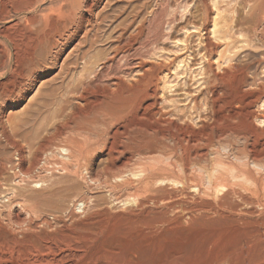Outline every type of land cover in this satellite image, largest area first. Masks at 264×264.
Wrapping results in <instances>:
<instances>
[{"label":"rangeland","instance_id":"rangeland-1","mask_svg":"<svg viewBox=\"0 0 264 264\" xmlns=\"http://www.w3.org/2000/svg\"><path fill=\"white\" fill-rule=\"evenodd\" d=\"M86 1L92 7L77 15L88 22L55 58L42 54L27 77L9 39L24 13L0 18V264H230L220 260L229 252L231 264H264V231L252 232L257 218L264 228V209L220 234L212 211L178 215L179 201L198 196L182 197L172 181L180 139L202 153L204 185L207 174L223 175L244 192L253 182L242 169L264 184V0ZM214 20L216 36L209 32ZM119 52L118 70H104V83L83 90L86 67L105 69ZM57 144L83 149L65 172L22 186L7 181V161L17 156L29 168ZM163 165L173 176L142 186L147 169ZM88 174L102 182L90 184ZM221 192L200 194V201L213 203Z\"/></svg>","mask_w":264,"mask_h":264},{"label":"bare ground","instance_id":"bare-ground-1","mask_svg":"<svg viewBox=\"0 0 264 264\" xmlns=\"http://www.w3.org/2000/svg\"><path fill=\"white\" fill-rule=\"evenodd\" d=\"M51 4L48 5L47 7H44L41 9L40 13H32L34 10L39 7L44 0H0V18H3L5 15H7L10 11H13L14 13H24L23 18L25 19V24L21 27H17L15 31L11 34H9V39L12 41L14 48H15V60L16 62L19 61L23 62L20 67L26 68L24 70L25 76H30L31 72L34 68L38 67L40 65L39 58H41L42 54H52L54 55L53 58L56 57V52L60 48V44L62 42H70V40L73 38V36L76 34L78 31L79 26H81L83 19L88 22V18H84L82 15H77V11L82 7L85 6L86 9L90 8L91 5L88 3L86 0H50ZM92 7V6H91ZM92 9V8H91ZM89 10V9H87ZM258 14V13H257ZM258 16V15H257ZM255 17V24H258V18ZM93 17V16H92ZM241 17V16H240ZM262 18V17H260ZM264 20V19H263ZM262 21V19H261ZM16 25V24H15ZM18 25V24H17ZM150 25V24H149ZM262 25V24H261ZM152 26V25H151ZM217 22L214 20L212 22V28L210 29L209 32L212 33L213 36H216V29ZM12 28V27H11ZM14 28V27H13ZM150 26L147 27L149 29ZM252 28V27H250ZM8 29V28H6ZM85 34V33H84ZM80 42V41H79ZM77 41L76 43L79 44ZM77 45H74L76 47ZM73 47V48H74ZM70 52V51H69ZM115 53V52H114ZM122 53V52H121ZM120 54V52H119ZM123 54V53H122ZM69 53L63 58L61 61L60 65L63 67L66 61V57L68 56ZM124 57V55H122ZM112 57V58H111ZM112 60V64L107 66L105 69H98L95 70L94 67H86L85 70L87 71V75L84 76L81 81L80 85L81 88L85 91H89L91 87L94 85H101L103 80V71L107 69L111 70H118L116 63L117 61L122 58L121 54L120 56L117 57V54H112L110 56ZM25 61V63H24ZM4 61L0 62V66L4 65ZM66 64V63H65ZM17 65V63H15ZM41 66V65H40ZM60 66V68H61ZM17 67V66H15ZM102 67V66H101ZM6 70V69H5ZM20 70V68L18 69ZM17 70V71H18ZM96 71L94 72V76L90 78L91 71ZM23 71V70H21ZM8 72V71H7ZM13 73H17L16 69L12 71ZM86 72V71H85ZM119 72V71H116ZM3 73V72H1ZM18 74L20 72L18 71ZM22 74V73H21ZM24 74V73H23ZM16 74H11V76L15 77ZM10 76V75H9ZM19 76V75H18ZM16 78V77H15ZM13 78V79H15ZM30 78V77H29ZM145 78H148L145 74ZM18 79V78H17ZM28 79V78H27ZM38 79V78H37ZM16 81V80H15ZM147 82V80H145ZM17 82V81H16ZM17 83H20L18 80ZM42 82V81H41ZM149 82V81H148ZM79 83V81H78ZM104 83V82H103ZM143 85H144V80H143ZM146 86V85H145ZM148 86V85H147ZM20 89V88H19ZM143 90V89H142ZM82 91V90H81ZM18 92V91H17ZM114 94V93H112ZM111 94V95H112ZM146 94V93H145ZM115 95V94H114ZM79 97V96H78ZM81 97V96H80ZM79 97V98H80ZM121 110V108L116 107ZM114 109V108H113ZM124 109V106H123ZM112 112V111H111ZM9 116V115H8ZM101 116V115H100ZM108 116V115H107ZM106 116V117H107ZM110 117V116H109ZM114 119V117H113ZM116 119V118H115ZM255 119V118H254ZM105 120V119H104ZM95 121V120H92ZM117 121V120H116ZM8 122V121H7ZM106 122V121H105ZM107 123V122H106ZM91 124V123H90ZM89 125V124H88ZM96 125V123H95ZM111 125V124H110ZM104 126V125H103ZM94 127V126H93ZM107 130V129H106ZM116 131V130H115ZM87 132V131H86ZM91 132V131H90ZM89 132V133H90ZM118 132V131H117ZM116 132V133H117ZM98 133V132H97ZM103 133V132H102ZM56 134V133H55ZM54 134V135H55ZM88 134V133H87ZM86 134V135H87ZM96 134V133H95ZM114 134V133H113ZM99 135V134H98ZM112 135V134H110ZM115 135V134H114ZM113 136V135H112ZM117 136V135H116ZM83 138V137H82ZM58 139V138H57ZM74 140V137H73ZM77 141V140H76ZM74 142V141H73ZM198 142V140H197ZM45 144V143H44ZM69 144V143H68ZM80 143H78L79 145ZM186 144V143H185ZM182 140L176 139V142L174 143V146L172 147L173 151H178L180 154L176 156V162H178L179 165V173L178 175L173 176V167L170 166H158L156 169L150 170L147 169L145 171L146 174L143 176V185L144 187H149L151 184L154 185V183H158L160 181H167L172 177V181L174 184L177 185L175 189H173L175 192H178L182 197H187L190 194H196L198 197H193L191 198V201H186V200H181L180 202H185V204H178V208L181 210H178L177 213L179 216H181L183 211H186L189 214H193L194 212H203L207 213L209 211H212L213 214L215 213L216 221L217 222V227H218V232L221 234H226L227 233H232L233 230H235L236 225L242 221L248 220V218L253 217L254 213L256 212V207H261L264 209V184L261 182V180L258 179V176H253L251 171L248 169H238L240 170V173L246 177L252 180L253 186L250 188H244V192H239L237 191L238 188L235 190L232 187V183H228L226 181V178L223 177V175H218L215 177H212L211 175H206V181L207 184L204 185V182L202 181V176H200V171L202 164L200 163V153L199 150L196 149L193 152H190L187 150V147ZM192 144V143H190ZM195 144V143H194ZM197 144V143H196ZM195 144V145H196ZM67 145V144H65ZM71 145V144H70ZM77 145V146H78ZM149 145V144H148ZM159 145V144H158ZM155 146V145H154ZM224 146V145H223ZM79 147V146H78ZM74 148V149H69V145L64 146V145H59L55 147H50L48 150H44L41 157H39L38 162H34L35 164L29 168H23L20 164V159L19 157L15 156L14 158L10 159L4 164V169L5 172L7 173V176L9 180L7 181H12V185L14 186H22V185H27L29 182H35L38 183L39 181H44L46 177H49V175H52L54 171H59L60 173H63L66 171L67 165H65L66 162H69V158L71 156H78L81 155L82 150L80 147L79 148ZM202 147V146H201ZM213 147V146H212ZM151 148V146H150ZM190 148V147H189ZM207 148V147H206ZM211 148V147H210ZM240 148V147H239ZM232 149V148H231ZM161 150V149H160ZM42 151V150H41ZM172 151V150H171ZM219 151V150H218ZM233 151V150H232ZM204 152V151H203ZM206 153V152H204ZM202 154V153H201ZM228 155V154H227ZM73 156V157H74ZM205 156V155H204ZM214 156V155H213ZM220 156V155H219ZM235 156V155H234ZM263 156V155H262ZM261 156V157H262ZM55 157V159L53 158ZM73 157L71 159H73ZM147 157V156H145ZM150 157V156H149ZM230 157V156H229ZM237 157V156H236ZM239 157V156H238ZM254 157V156H253ZM253 157L251 159H253ZM53 158V160H52ZM75 158V157H74ZM206 158V157H205ZM209 158V157H208ZM214 158V157H213ZM240 158V157H239ZM258 158V157H257ZM264 159V156L262 157ZM34 159V158H33ZM160 159V158H159ZM255 159V158H254ZM262 159V160H263ZM7 160V159H6ZM215 160H219L218 158L215 157ZM232 160V159H231ZM240 160V159H239ZM250 160V159H249ZM209 161V160H208ZM211 161V159H210ZM71 162V161H70ZM214 162V161H212ZM211 162V163H212ZM220 162V161H219ZM239 162V161H238ZM252 162V161H251ZM256 162V161H254ZM258 162V161H257ZM73 164V162H71ZM154 163V162H153ZM205 163V162H204ZM203 163V164H204ZM226 163V162H225ZM236 163V162H235ZM247 163V162H246ZM69 164V163H66ZM150 164V163H149ZM255 164H261L260 161L259 163ZM156 165V164H155ZM210 165V164H209ZM212 165V164H211ZM260 166V165H259ZM74 167V166H73ZM175 167V166H174ZM210 167V166H209ZM147 168V167H146ZM176 168V167H175ZM196 169V171L192 169ZM260 168V167H259ZM263 168V166H262ZM68 169V168H67ZM205 169V168H203ZM221 169V168H220ZM234 169V167H233ZM252 169V168H251ZM87 170V169H86ZM86 170H82L80 173L81 176L84 173H87ZM81 171V169H80ZM84 171V172H83ZM134 171V170H133ZM207 171V170H206ZM258 171V170H256ZM74 172V171H73ZM137 172V171H136ZM177 173V171H175ZM208 172V171H207ZM133 173V172H132ZM212 173V171H211ZM76 174V173H75ZM122 173H120L121 175ZM125 174V173H124ZM139 174V173H138ZM78 175V173H77ZM204 175V174H203ZM235 175H237L235 173ZM256 175V174H255ZM259 175V174H258ZM127 176V175H126ZM139 176V175H138ZM205 176V175H204ZM232 176V175H231ZM261 176V175H260ZM264 176V175H263ZM85 177V176H84ZM133 177V176H132ZM116 178V177H115ZM122 178V176H120ZM128 178V177H127ZM261 178V177H260ZM79 179V178H78ZM83 179V178H82ZM90 184L98 185L102 182V179L100 177H92L89 174L86 175L85 178ZM108 179V178H107ZM140 179V178H139ZM263 179V178H262ZM126 180V179H125ZM141 180V179H140ZM120 181V180H119ZM134 181V180H133ZM136 181V180H135ZM231 181V180H230ZM104 182V181H103ZM138 182V181H137ZM162 183V182H161ZM168 183V182H167ZM166 183V184H167ZM206 183V182H205ZM124 184V183H123ZM129 184V183H128ZM11 185V184H10ZM111 185V184H110ZM135 185V184H134ZM136 186V185H135ZM141 187V186H140ZM153 187V186H151ZM240 187V186H239ZM8 188V187H7ZM108 188V187H107ZM170 188V187H169ZM236 188V187H235ZM9 189H12L9 187ZM13 190V189H12ZM163 190V188H162ZM215 190L222 191L221 196L218 198L217 201L211 202V203H206L202 204L200 201V194H213L215 193ZM137 191V190H135ZM146 191V190H145ZM193 191V193H192ZM10 192V190H9ZM8 192V194H9ZM114 192V191H113ZM171 193V192H169ZM149 194V193H148ZM147 194V195H148ZM165 194V193H164ZM237 194L239 196V201L233 200L231 198V195ZM10 195V194H9ZM12 195V194H11ZM173 195V194H172ZM214 195V194H213ZM218 195V194H217ZM116 196V195H114ZM130 196V195H129ZM8 198V196H5ZM145 197V196H144ZM170 197V195H169ZM175 197V196H173ZM172 197V198H173ZM192 197V195H191ZM206 197V196H205ZM215 197V196H214ZM237 197V196H236ZM11 198V197H10ZM9 198V199H10ZM117 198V197H116ZM128 198V197H127ZM208 198V197H207ZM124 199V198H123ZM140 200V198H139ZM138 200V201H139ZM142 200V199H141ZM10 201V200H9ZM163 201V200H162ZM8 202V201H7ZM12 202V201H11ZM82 203V209L85 206V201H81ZM144 202V201H143ZM142 202V203H143ZM245 204L246 208L240 207L241 204ZM162 203V202H161ZM166 203V201H165ZM177 203V202H176ZM152 204V203H151ZM147 205V204H146ZM181 205V206H180ZM183 205V206H182ZM141 206V204L139 205ZM240 207V209H239ZM260 208V209H261ZM166 209V208H164ZM81 211V210H80ZM259 212V211H257ZM264 212V210H263ZM164 213V212H163ZM257 214V213H256ZM73 215V214H72ZM164 217V216H163ZM200 217V216H199ZM165 218V217H164ZM168 218V217H167ZM185 219V218H184ZM210 220V219H209ZM46 220L40 222L43 223ZM208 221V220H207ZM255 221V220H254ZM256 221H261L260 219H256ZM212 222V221H211ZM261 222L255 223L257 224L256 228L254 229L253 234H261L264 231V228L262 227ZM26 223V221H25ZM47 223V222H45ZM49 223V221H48ZM250 223V222H249ZM254 223V222H252ZM27 224V223H26ZM25 224V225H26ZM55 224V223H54ZM241 224V223H240ZM254 224V225H255ZM50 225V224H49ZM41 226V225H40ZM251 228V226H250ZM253 229V228H251ZM69 232V231H68ZM7 234V233H6ZM252 234V233H251ZM250 234V235H251ZM233 235V234H232ZM253 235V237H254ZM264 235V234H263ZM50 236V234H49ZM258 236V235H257ZM262 236V234H261ZM13 237V236H12ZM46 237V236H45ZM60 237V236H59ZM62 237V236H61ZM248 237V236H247ZM17 238V237H16ZM27 238V237H26ZM67 238V236H66ZM71 238V237H70ZM10 239V238H9ZM14 239V237H13ZM19 239V238H18ZM20 240V239H19ZM22 240V239H21ZM24 240V239H23ZM65 240V239H64ZM85 240V239H84ZM8 241V239H7ZM13 241V240H9ZM16 241V240H15ZM21 242V241H20ZM75 242V241H74ZM86 242V241H85ZM13 243V242H12ZM39 243V242H38ZM71 243V241H70ZM32 244V243H31ZM1 245V244H0ZM5 245V244H4ZM12 246V244H10ZM16 245V244H15ZM14 245V246H15ZM22 245V244H21ZM40 245V244H39ZM71 245V244H70ZM264 245V244H263ZM2 246V245H1ZM9 246V245H8ZM7 246V247H8ZM10 246V247H11ZM18 246V245H17ZM33 246H36L33 245ZM49 246V245H48ZM46 246V247H48ZM22 247V246H21ZM25 247V245H24ZM30 247V246H29ZM45 247V246H44ZM45 247V248H46ZM50 247V246H49ZM69 247V246H68ZM71 247V246H70ZM77 247V246H76ZM4 248V246H3ZM13 248V247H12ZM15 248V247H14ZM18 248V247H17ZM78 248V247H77ZM37 249V248H35ZM40 249V247H39ZM17 250V249H16ZM20 250V249H19ZM38 250V249H37ZM48 250V249H46ZM227 250V249H226ZM3 251V250H2ZM23 251V250H22ZM40 251V250H38ZM13 252V250H12ZM11 252V253H12ZM17 252V251H16ZM20 252V251H19ZM48 252V251H47ZM50 252V251H49ZM55 252V251H53ZM59 252V251H58ZM228 252V251H227ZM18 253V252H17ZM26 253V252H25ZM31 253V252H30ZM43 253V252H41ZM40 253V254H41ZM9 254V253H8ZM20 254V253H19ZM24 254V253H23ZM22 254V255H23ZM223 254V253H222ZM27 256V255H26ZM42 256V255H41ZM69 256V255H68ZM22 257V256H21ZM5 258V257H4ZM3 258V259H4ZM26 258V257H25ZM43 258V257H42ZM61 258V257H60ZM72 258V257H71ZM245 258V257H244ZM24 259V258H22ZM51 259V258H50ZM234 259L233 255L229 252V254H224L221 256L220 260L222 262H227L230 263ZM9 260V259H8ZM12 260V259H11ZM35 260V259H34ZM38 260V259H37ZM62 260V259H61ZM60 260V261H61ZM237 260V259H236ZM64 261V260H63ZM31 262V261H30ZM42 262V261H41ZM45 262V261H44ZM43 262V263H44ZM19 263V262H18ZM21 263V262H20ZM27 263V262H26ZM32 263V262H31ZM219 263V262H218ZM39 264V263H38ZM215 264V263H214ZM221 264V263H220ZM240 264V263H238Z\"/></svg>","mask_w":264,"mask_h":264}]
</instances>
